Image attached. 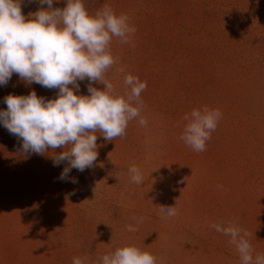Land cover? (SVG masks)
<instances>
[{"label": "rangeland", "instance_id": "rangeland-1", "mask_svg": "<svg viewBox=\"0 0 264 264\" xmlns=\"http://www.w3.org/2000/svg\"><path fill=\"white\" fill-rule=\"evenodd\" d=\"M83 2L90 13L108 4L136 28L131 43L113 39L118 63L105 75L121 92L126 74L146 82L147 123L130 121L113 141L96 133L94 166L73 168L66 180L59 178L66 161L54 166L48 154H25L0 124V264H72L73 257L95 264L123 243L149 251L157 264H240L230 237L210 227L233 219L252 233L253 256L264 254V0ZM65 4L53 0L54 8ZM40 7L21 0L25 17ZM78 83L73 91L88 95L89 81ZM31 90L45 99L58 94L14 73L0 86V110L8 94ZM203 106L222 118L197 153L179 136L184 114ZM132 164L142 184L130 181ZM159 205H176L178 215L162 218ZM130 224L138 231L128 232Z\"/></svg>", "mask_w": 264, "mask_h": 264}, {"label": "clouds", "instance_id": "clouds-1", "mask_svg": "<svg viewBox=\"0 0 264 264\" xmlns=\"http://www.w3.org/2000/svg\"><path fill=\"white\" fill-rule=\"evenodd\" d=\"M39 3L41 7L25 17L21 0H0V86L7 85L15 73L26 84L58 89V94L52 99L38 96L34 90L27 95L8 94L4 98L7 109L0 110V124L22 141L25 154H48L54 166L66 161L59 177L66 180L71 169L83 172L94 166L98 159L96 133L113 141L125 135L134 119L146 126L141 94L147 84L126 74L121 92L106 79V72L118 63L111 54L113 39L131 43L136 32L128 15L117 14L108 4L90 13L83 0H66L63 8H54L53 0ZM118 70L125 72L123 67ZM85 79L89 81L88 95H79L78 81ZM92 82L102 83L103 90ZM221 118L219 109L194 108L182 117L179 139L193 151L203 152ZM128 171L132 183L144 182L137 165L132 164ZM71 182L77 181L73 178ZM158 212L162 218L174 217L178 207L159 205ZM142 222L143 218L137 221ZM210 227L230 237L240 264H264V254L253 256L252 233L234 219L226 226ZM126 230L136 232L138 227L130 224ZM86 259L73 257L72 264H85ZM95 264H157V258L135 243H123L98 256Z\"/></svg>", "mask_w": 264, "mask_h": 264}]
</instances>
